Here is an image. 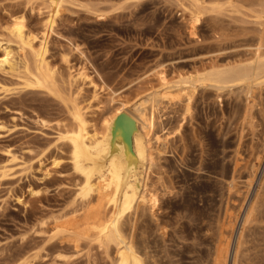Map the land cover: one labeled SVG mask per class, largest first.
Listing matches in <instances>:
<instances>
[{
	"label": "rangeland",
	"instance_id": "obj_1",
	"mask_svg": "<svg viewBox=\"0 0 264 264\" xmlns=\"http://www.w3.org/2000/svg\"><path fill=\"white\" fill-rule=\"evenodd\" d=\"M63 5L46 53L63 88L58 96L27 85L24 53L9 32L20 15L27 30H41L48 3L0 0V41L18 60L15 69L0 60V264H111L115 256L114 246L109 255L92 236L76 241L56 227L82 210L81 200L73 201L79 180L69 144L58 139L59 128L73 125L65 99L77 96L81 106L89 105V127L102 132L120 100L132 106L160 87V70L177 80L212 63L246 59L260 36L264 39V22L229 11L206 14L192 34L176 0H71ZM253 6L245 12L254 13ZM3 55L0 49V59ZM81 68L88 79H76ZM181 103L166 101L157 111L156 128L170 135L168 145L155 149L154 160L147 162V188L160 198L155 215L146 205L126 217V224L133 220L135 230L147 235V264H212L219 238L235 236L249 203L264 192V87L249 99L236 87L218 93L199 86L186 117ZM232 174L237 189L228 183ZM262 209L243 227L248 264H264Z\"/></svg>",
	"mask_w": 264,
	"mask_h": 264
},
{
	"label": "bare ground",
	"instance_id": "obj_2",
	"mask_svg": "<svg viewBox=\"0 0 264 264\" xmlns=\"http://www.w3.org/2000/svg\"><path fill=\"white\" fill-rule=\"evenodd\" d=\"M66 1L71 0H46L50 9L44 20L43 28L38 32L26 29L23 15L16 16L9 28L10 35L17 41L19 49L24 53L22 60L25 70L24 81L29 86L44 88L58 96L63 95V88L57 80L56 70L48 61L46 53L49 33L53 30ZM247 1L254 3L253 0H176L188 16L187 20L192 34L196 33L195 29L202 18L211 13H216L217 16L228 13V11L236 14L242 13L243 16L252 14L259 23L263 24V0H257L256 6H253L255 3L250 4ZM258 3L262 6L260 7ZM251 5L254 13L245 12L244 8H249ZM258 6L259 10H257ZM95 7L97 6H94V9H99ZM102 12L99 15H102ZM260 32L262 34V30ZM256 39L255 37L254 41ZM250 44H252V39ZM253 48L255 49L251 50L253 51L252 56L246 59L220 64L212 63L209 68L182 75L177 80L169 79L165 70H160L158 72L160 87L140 97L132 106H126V103L120 100L121 105L104 119L102 132L89 127L87 118L88 112H91L89 105L81 106L77 101V96L65 99L70 107L74 126L59 128L58 139L65 140L69 144L72 168L78 174L79 180L75 184L77 188L73 201L81 200L82 210L80 209L81 213H74V216L72 213V218L57 222L56 227L59 231L73 234L76 241H79L82 236H92L107 253L114 246L115 256L113 255L112 259L109 258L111 264H147L150 260H146L147 253H150L146 249L148 244H145L147 235L144 236L143 230L142 232L135 230L133 220H130L129 226H126L128 225L126 217L146 205L155 215L157 210L155 208L158 207L160 201L157 191L148 190L145 176L148 169L147 162L154 160V150L166 147L169 142L168 131L160 133L161 130L156 128L157 111L166 101L171 103L182 101L183 113L185 110L187 114L189 113L188 115L192 114V101L199 86L204 88L210 86L218 93L225 89L234 91L236 87L237 90L244 92L247 98H253L257 90L264 87V39L262 36ZM0 49L4 52L0 59L1 62L8 64L12 69L17 68L18 60L10 46L3 45L0 41ZM28 55L33 58V66ZM77 78L86 80L89 75L84 68H81L77 72ZM94 97H99L96 91ZM172 128L175 129L176 126ZM256 165L258 164L254 163L252 167ZM251 171L253 174L254 169ZM222 174L225 176L224 173ZM233 174L228 182L231 188L237 186V180ZM251 180L248 182H252ZM263 186L258 191L263 189ZM263 193L262 190L257 192L255 199L253 198L254 200H251L247 209L245 208L242 226L238 228L235 236L228 235L219 238L214 246L212 264H248L243 259L245 257L243 227L245 223L251 221L260 207L263 208ZM76 209L78 210L77 207ZM138 232L141 233L139 236Z\"/></svg>",
	"mask_w": 264,
	"mask_h": 264
}]
</instances>
